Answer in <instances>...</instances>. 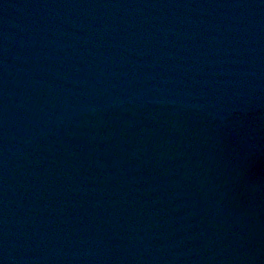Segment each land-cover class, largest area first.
<instances>
[{
    "label": "water",
    "instance_id": "1",
    "mask_svg": "<svg viewBox=\"0 0 264 264\" xmlns=\"http://www.w3.org/2000/svg\"><path fill=\"white\" fill-rule=\"evenodd\" d=\"M0 264H264V0H0Z\"/></svg>",
    "mask_w": 264,
    "mask_h": 264
}]
</instances>
